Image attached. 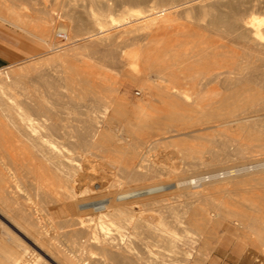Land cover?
Returning <instances> with one entry per match:
<instances>
[{
	"label": "bare ground",
	"instance_id": "bare-ground-1",
	"mask_svg": "<svg viewBox=\"0 0 264 264\" xmlns=\"http://www.w3.org/2000/svg\"><path fill=\"white\" fill-rule=\"evenodd\" d=\"M4 1L0 4V9L2 10V15L0 10V20L7 21L10 19L9 21L11 22L12 20L18 27H25L26 18L20 13V8L17 9L16 5L13 4L14 2L9 0L8 1L12 2V4L6 0L9 5L7 6L5 3L6 1ZM130 1L131 0L128 2ZM132 1L134 4L135 2L147 3V5L150 3L148 7L146 6L147 15L143 12V15L146 16H143L142 20H140L141 24H143L146 29L148 28L149 43L154 46V61L148 69L154 71V75H157L159 80L167 84L165 85L163 83L165 85L164 87L168 86V84L171 85V87L169 86L170 90L167 88L165 89L163 86H158V84L154 85L153 89L160 91L158 96L161 101H167L163 103L166 109L170 112H175L177 115V120H175V122L193 123V121H195V123H198L201 121L200 123L203 124V121L207 118L204 124H209L210 126H208L206 130H213V132L217 134L215 135V139L210 140L204 138L203 147L207 148L205 155L202 151L195 152L196 154H194L197 156L194 155L192 157L193 163L188 162V168L183 171L180 176L173 178L171 183V181H167L168 176L165 177V173L164 175L163 173L161 174L159 160L163 157L156 156L159 160H155V154L151 155L149 153L150 151L142 149L144 144L142 139L136 137V135L128 134V132L140 131L150 123L171 124L172 121L169 119L170 112H165L164 114L163 111L151 106H148V109H144L141 105H133L134 108L130 111L133 115V120L130 118L123 119V117H120V120H114L113 118L96 120L88 117V114L84 111H82L84 114H80L82 112L78 113L81 111L79 110L80 107L78 109V106L75 107V105H71V107H75L76 110H74L75 112L73 114L78 113L79 118L77 116V118L75 117L74 119L66 118L65 120H61V118V121L58 123L55 117L53 119V116H57V114L51 117L53 120L48 119L47 116L49 115L47 109L49 108L44 107L45 104L37 105L36 103V105H34L32 101H27V99L26 101H21L19 99L21 96L23 98L25 97L23 96L24 92H26V89L29 87L25 89L24 86L26 83L29 85V82L34 81L36 84L37 80L48 82V80H44L42 73L41 75L40 73L37 74V79L34 74H32L31 76L35 78L32 80L28 77L31 71V64L28 66L26 64V66L24 64H18L16 66H14L15 64L13 66L9 64L8 66H2L0 67V115L5 118V131L9 134L12 143H14V148L22 151L26 155L25 157H27V159L24 158L26 163L23 167L25 168L22 167L21 169L19 166V172L25 171L26 174L31 175L30 178L28 176L29 181L23 185L24 188L20 192L19 189L16 188L15 183H20L25 175H20L16 169L17 167L14 168L15 166L13 165V167L11 165L15 161L14 158H11L10 155L6 156L9 157L5 159L9 164L6 162L7 164L5 166H0V219L3 220L0 223L2 225V230L7 233V235L11 236V229H14L27 240L32 247L31 249L34 250L33 253L35 252V254L32 253L34 263L31 262V264H160L157 260H152L150 255L144 257V254H141L142 252H138V254L135 252L138 245L139 247L140 245L147 246L149 243L148 241L151 243V240L157 243V245H155L156 250L153 252L156 258H160L165 264H187L189 253L186 247L194 244L201 238L204 239L202 246L207 248L208 241L212 240L217 233L215 231L216 226H219L221 222L225 221L227 218L225 214L226 211H222V209L219 211L212 203L211 199H213V195L221 191L219 187H224V185L227 186L233 183L231 184L232 186L234 183L236 184L240 181L247 182L250 185L248 191H251V193L248 192L250 195L243 200L245 201V203H243V210L239 212L231 211L229 214L235 218L236 224H234V226L238 227V232L240 230V232L243 231L242 238L250 247L258 252L264 253V160L253 161L243 156L244 152L247 153L250 151L254 145L256 146L254 148H257V144L259 143L258 148L264 150V0ZM96 3H100L103 10H111V4L109 5L107 2H103V0H99V2ZM4 10L8 15L4 13ZM74 11H76V9ZM81 14V12L80 14H75L76 17H74V21L76 20V26L72 27L75 28L73 29V35H81L83 37L82 41L88 44L85 48L90 51L89 53L94 56L97 54L102 58L98 60L97 58L94 59V56L92 57L94 59L93 62L97 59L98 65L95 62L97 67L100 64V67L103 68L105 66L103 62H110L116 65L118 59H120L117 53L118 51L115 48H111L113 43L111 44L107 42L108 40L106 41L101 37L104 36L103 34L105 32L103 28L106 27V22L104 21V23L102 22L103 20L100 21L96 19L95 14L92 13H90L89 18L87 17V21H84L85 19H83L84 17ZM5 15L8 16L7 19ZM178 15L185 16V18L189 19L191 18L193 23H196L198 19H202V21L205 20L206 22L204 21L205 23H203L206 25V32L218 41L214 47H211L214 48V56L211 54L212 51H210L212 56H208L210 58H208L209 60H212L211 57L215 59L213 62H216L215 66H217L213 78L210 79L212 76L209 78L211 81L210 83L214 84V88L208 92H203L204 90L195 88L197 89L196 95L193 94L195 97L190 102V99H187L190 97L188 94L189 89L186 88L187 83L199 78L202 72H197L196 70L197 73L195 72V75L193 74L192 76L191 69L187 65L193 62H199L201 59L194 53L190 56L187 55L188 52L186 54L182 53L185 50H181L182 52L180 51L179 54V50H175L176 48L170 47L168 50L164 51L165 45H163L164 32L162 34V31L165 29L166 24L172 23L174 19L178 18ZM195 20L196 22H194ZM85 22L87 23L88 30L85 28ZM196 24H198V22ZM30 27L33 26H29L28 29H30ZM60 28L62 31V27ZM44 30L45 29L41 28L39 36L36 38L46 48H49V51L53 52L54 56L49 57V60L52 61L54 59L57 64H60L61 61L67 63L66 60L71 57L68 53L73 50V47L66 48L67 46L64 47L60 44L59 46L49 38L48 30ZM65 30L63 33H66ZM84 30H87V34L86 32L84 35L80 34ZM51 32L52 31H50V34L52 35ZM185 32L189 33L188 28ZM57 33H55V35ZM165 33L167 34V32ZM178 34L177 32V35ZM56 37H58V35ZM62 37L65 36L63 35ZM99 41L101 43H110L111 45L108 44V46H111L110 49L106 43L105 47V44H100ZM175 44L180 45L174 42L173 45ZM100 46L102 48L104 46L106 49H102ZM146 46L148 45L146 44ZM162 51H164V59L161 60L160 53ZM83 57L86 59L85 55ZM89 58L87 59L89 60ZM203 58L205 59V57ZM179 59H181L182 62ZM88 60H86V62H88ZM169 60L171 62H173L172 60H176V62L180 61L181 63L174 62L171 65H167ZM73 63L74 62L70 64ZM138 63L140 64V62ZM85 64L86 63H84V65ZM93 65L94 63L91 64V67H93ZM66 66L67 67H64V69L75 73V69H77L76 66ZM96 66L93 68L97 69ZM134 66L136 67L138 64H134ZM89 67L90 65H87L86 68L89 70ZM101 68L98 69L101 70ZM90 69L92 70V68ZM93 70L91 72L98 71ZM81 71L77 73L80 74ZM206 71L208 72V70ZM32 72L33 71H31V73ZM68 72L64 71V74H62L64 75L62 78H65L63 80V82L65 81L64 83H68L69 81L66 76ZM44 75H46V73ZM180 76L182 77L180 78ZM131 78L134 79V77ZM131 78L129 77V80ZM77 82L84 85L89 83L86 79H81ZM178 83L185 87L180 88L182 85L177 86ZM32 84L34 85V83ZM53 85L54 84H52V86ZM61 86H63V83ZM102 86L103 85H101V88ZM104 86L102 90L99 87V90L105 92V89L107 87L109 88V86L106 88H104ZM91 88L92 87H90V91L92 92L90 93L94 94V98L98 97V100H100L99 103L96 102L99 108L102 106H99V104H101L100 102H102L101 100H103V98L101 97V99L100 96H97V93L95 95L96 89ZM111 89V92L107 90V93L116 94L117 90L113 87H111ZM114 89L116 91H114ZM93 90L95 92H93ZM192 90L193 89H191V91ZM56 91H53L54 96H57ZM113 91L115 93H113ZM32 92L29 91L30 94ZM53 95L51 94L49 97ZM60 96L62 97L61 94ZM33 97L35 98L34 95ZM105 99H107V97ZM105 99L103 102H105ZM118 100L120 99L118 98ZM203 101H207V103L202 105ZM103 102V106H105V104L107 106L109 103H107V101L105 103ZM116 102L114 101L113 104H116ZM111 104L112 102L110 105ZM101 108L103 109L104 107ZM152 108L155 109L154 112H152L153 110L151 111ZM199 109L200 112L198 113L201 115L199 116L205 117L203 121L199 116V118H197L198 113H195L196 118H193L194 112ZM147 110H149V112H147ZM150 112L151 114L149 115ZM155 113L161 115L159 121H153L151 119L152 114L156 115ZM48 121L49 123L51 121L54 122L55 125L53 123L50 126L49 123H47ZM1 135L0 138L2 139ZM255 141L257 144L252 145ZM150 142L146 143L145 141L146 144ZM166 144L168 143L163 142L161 146ZM153 145L149 144V147H153ZM17 155H19V153ZM188 156L191 157L192 155ZM19 157L16 158L19 159ZM235 157L243 159L242 168L236 167ZM19 160L21 162V159ZM153 160L155 162H152ZM195 160L196 162H194ZM28 165H31V167L33 165V167L29 168ZM34 167L39 170L37 176H33V174H36L35 171V173H33ZM22 184H24L23 181ZM168 184L172 185L173 191H175L171 196H174L177 192L185 196L187 201L195 199L197 205H190L186 208L187 216H184L185 214L183 216L179 215L181 214L182 208L178 210L176 206L174 207L173 205L169 207L171 211V215H169V213L167 214L170 216L169 218L165 217L166 214L165 216L163 215L164 212L162 210V215H159L160 220L166 222L178 233L179 244L170 241L167 246H160L158 245V242H160L159 237L151 236L146 231L147 226L145 227L146 224L143 216L148 211L147 206L150 205H148L149 201L165 200L164 198L169 190H171ZM236 186L234 185L235 188H237ZM257 191L259 192L258 194L256 193ZM28 201L36 202L35 209L38 207L37 211L41 212V214H47L50 217L49 222L56 229L55 235H60V237H63L65 240V249L57 247L56 245L53 246L50 241L44 238L42 224L40 225L38 223L33 212L30 210L31 208L25 205V202ZM166 204H164V206ZM149 208L152 212V208ZM157 209L159 210L160 208ZM160 211L161 210H159V213ZM217 211L218 213H216ZM165 213L167 212L165 211ZM18 228H21V230L24 229L26 236L24 233L22 234L20 232L21 230L19 231ZM230 229V227H227L226 232ZM32 236L35 237V239L30 241L29 238ZM131 237H134L136 241ZM219 238H216V240H219ZM11 239L14 242H19V239L14 236H11ZM3 240L4 239L0 238V264H29L27 260L25 261L23 257L15 251V249L13 250V247H7L10 243L5 244ZM164 240L165 239L162 241ZM93 249L98 253L92 252ZM71 253L72 255H70ZM195 258L193 257V259ZM199 258L196 259V261L199 260ZM206 258L208 257L205 256V259ZM191 262L192 261H190V264ZM196 263L197 262H195V264ZM199 263L200 262L197 264Z\"/></svg>",
	"mask_w": 264,
	"mask_h": 264
},
{
	"label": "rangeland",
	"instance_id": "rangeland-1",
	"mask_svg": "<svg viewBox=\"0 0 264 264\" xmlns=\"http://www.w3.org/2000/svg\"><path fill=\"white\" fill-rule=\"evenodd\" d=\"M3 1L4 0H2V1L0 0V4ZM7 1L5 3L7 6H9L7 4ZM9 1L14 2L13 4L16 5L17 9L20 8L19 9L20 13L26 18L25 19L26 20L25 25L27 27L26 26H25L26 28L24 26L18 27L16 24H14V22H12V20L10 22L9 21L10 19H8L7 21L0 20V67L8 66L9 64L12 66L14 64H15L14 66H16L18 64L19 65H22V64L25 65L26 64L28 66L29 64H31V71H33V72L31 73V71H30V74L28 76L30 79L33 80V78H34L33 76H31L32 74H34V76L36 78L37 74L40 73V75H41V73H42V75L44 76V80H48V82L47 81L44 82L43 80H37V81L35 80L36 84L34 81H32V82H29V85H28V83H26L27 86L26 85L24 86L25 89L28 86L31 88L28 87L29 89L28 88L26 89L27 91L24 92V95H23V96H25L24 98L22 96L19 97V99L21 101H26V99H27V101H32V103H34V105H36V103H37V105L38 104L39 105L45 104L44 107L49 108V109H47V113L49 116L46 115L48 117V119L53 120L55 117V119L58 123L61 120H65L66 118L67 119L68 118L74 119L76 116L78 117L79 116L78 113H80L82 111L86 112L88 114V117H91V118L96 119V120H106L108 118H113L114 120L115 119L120 120L122 117H123V119L124 118L125 119L130 118L133 120V115L130 111L133 110L135 105H137V106L141 105L144 109H148L149 108L148 106H151L155 109H159V110L163 111L164 114H165V112L166 113L170 112L163 105V103H166L167 101H165V100L161 101V99L158 96L160 91L153 89L154 85L158 84V86L164 87L167 84L162 82L161 80H159L158 76L154 75L155 74L154 71H151L148 69L150 67V65L152 64V62L154 61L153 60V58L155 57V56H153L154 46L151 43H149L148 28L146 29V27L143 26V24H141L140 20H142L143 16L147 15L146 6L148 7L150 3L147 5V3L143 4V3H138V2H135V4H134V2L132 0L130 2H128L129 0H103V2H107V4H109V5L111 4V8H110L111 10L106 11L105 9L104 10L102 9L103 7L100 6L101 5L100 3L99 4L96 3V2H99V0H65V1L64 0H56V1L55 0H26V1L25 0H9ZM121 1H123V2H121ZM12 2H9V3L12 4ZM93 3H96V4H93ZM97 5H98V7H97ZM73 7H74V9H73ZM2 9H4V8H2ZM75 9H76V11H74ZM80 12L82 13L81 15H83V17H84L83 19H85L84 21H87V19L90 16V13H92V14H95L96 19H98L100 21L103 20L102 22H104V21L106 22V23L104 22L106 27L103 28V31L105 33L103 34L104 36H101V37H103V39H105L106 41L108 40L107 42H110L111 44L113 43L111 45L110 43L105 42L107 44V46H108V44H110L112 46V47L108 46L109 49L111 47L113 49L115 48L118 51L117 53H118L120 59H118V63L116 64L117 66L115 64H111L110 62H109L110 64L108 62H107L108 63L107 64V63L101 61V62H103V65H105V66L103 67V65H102L103 68H101L100 67L101 65L99 64V66L97 67L95 62L97 63V65H98V62L96 60L97 59L101 60L102 58L100 56H98L97 54L94 56L93 54L91 55V53H89L90 51L87 48H85L88 44H87V42L82 41L83 37L81 35L80 36L73 35V32H74L73 29H75V28H72V27L76 26V22H75L76 20L74 21V19H75L74 17H76L77 14H80ZM143 12L146 15H143ZM4 13L7 14L6 11ZM1 15H2V10H1ZM7 15H5V16H7ZM181 15L180 16L178 15V18L174 19V21H172V23L166 24L165 29L162 31V34L164 32V34H163V38H164L163 39V45H165L164 51L168 50L170 47L176 48L175 50H177V51L179 50V52H178L179 54H180L181 50L182 51L185 50V51H183V52L181 51V52L185 53V54L188 52V54H187L188 56H190L194 53L195 55H197V57H199L201 59V61H199V62H193V63H189L187 65L191 69V75L192 76L196 72V70H197V72L201 71L202 75H204V76L201 75L199 78H197L198 80L194 78L195 79L194 81H192V82L190 81V83L189 82L187 83L186 88L189 89L188 94L190 95V97L187 99L188 100L190 99L189 100V102H190L194 99V97L196 95L195 93L197 92L198 88L201 90H204L203 92L211 91L214 88V84L210 83L211 82L210 79L213 78V75L215 74V69L217 66H215L216 62H213V60H215V59L213 57H211L212 60H209L210 59L209 57L211 54H213V51H214L213 50L214 48H211V47L212 46L214 47L216 45V43H218V41L215 38L208 35L209 33L206 32L207 28H206V25H204V23L206 22L205 20H204L205 21L204 22V21H202V19H200V20L198 19L199 20V21L197 20L198 24H196L197 23L196 20L194 21L196 23H193V20L191 18H190L191 19L190 20L189 18H185V16H181ZM3 16H4V14H3ZM5 18L7 19L8 16ZM72 18H73V20H72ZM136 23H138L140 26ZM84 24L86 25L85 28L88 30L87 23L85 22ZM199 24H201V25H199ZM29 26H33V27H30V29H28ZM59 26L62 27V31L60 30L61 28ZM136 27H138V28H136ZM41 28L45 29L44 31L48 30L49 38H51V40H53V42H55L56 44H58V45L60 44L64 47L67 46L66 48H72L73 47L74 51L72 50L68 53L69 56L72 57V58L69 57L68 58L69 60L67 59L68 61L66 60V62L68 64L61 61L60 62L61 65H60V64H57V62L54 59L52 61L49 60V57L54 56L53 52L49 51V48H46L36 38L37 36H39ZM187 28H188V31L191 35L188 32H185ZM200 28H202L204 30H202ZM25 29H26V31H25ZM63 29L64 30L66 29L65 30L66 33H63L64 32ZM166 29H167V31H166ZM87 30H84L80 34L84 35L85 32L87 34ZM183 30H184V32H183ZM31 31H33V32H31ZM50 31H52L51 32L52 35L50 34ZM165 32H167V34ZM177 32L179 33L178 35H177ZM55 33H57V34L55 35ZM70 34H72V35H70ZM180 34H182V35H180ZM57 35H58V37H59V35H61V36L64 35L65 37H63L61 39V38L56 37ZM70 40H72V41H70ZM100 41H102V40H100ZM100 41H99L100 44H103V45L105 44L104 42L101 43ZM174 42L178 43L180 45H177V44L173 45ZM106 44L104 45L105 47H106ZM146 44L148 46H146ZM104 46H103V48H104ZM175 46H177V47H175ZM181 46H182V48H181ZM104 49H106V48H104ZM164 51H162L160 53L161 54L160 55L161 60L164 59L163 58L164 57ZM210 51H212V53ZM50 53H51V55H50ZM73 53H75L76 55ZM199 53L200 54L202 53V54L200 55ZM84 55L86 56V59H85V57H83ZM89 55H91V56H89ZM93 56H94V59L97 58L95 60V62H93L94 61V59L92 58ZM97 56L100 58H98ZM213 56H214V54H213ZM203 57H205V59ZM79 58H80V60H79ZM87 58H89L90 61ZM86 60H88V62H86ZM179 60H181V59H179ZM75 61H78V62H75ZM136 61L140 62V64ZM172 61L173 62H171L169 60L167 62V65H169V64L171 65L174 62H176V60H172ZM209 61H211V62H209ZM72 62H74L75 64L74 63L70 64ZM81 62L82 63L84 62L87 65H90L89 70H88V68H86L87 65L85 64L86 65L85 66L84 63L82 64ZM120 62H122V63H120ZM178 62L181 63L182 60H181V62L180 61H178ZM178 62H176V63H178ZM205 62H206V64H205ZM92 63H94L93 67L96 66L97 69H94L93 67H91ZM132 63H133V65H132ZM134 64H136V65L138 64V66L140 68L138 66L135 67ZM66 65L76 66L77 69H75V73L64 69V67H67ZM90 68H92V70L94 69V70H98V71L100 70L98 68H101V70L99 72L98 71L91 72L92 70ZM144 68L145 69L147 68L148 70L146 69V71H145ZM143 69H144V71H143ZM76 70H78V71L82 70L80 73L81 75L78 74L79 72ZM206 70H208V72ZM64 71H66V72L69 71L68 74H66L67 79L69 80L68 83L67 82L64 83L65 81L63 82V80L65 79V78L64 79L62 78L64 76V75H62V74H64ZM45 73H46V75H44ZM101 74H102V76H101ZM45 76H48V77H45ZM128 76L130 78L134 77V79L131 78L129 80ZM126 77H128V78H126ZM154 77H157V78H154ZM181 77L182 76H180V78ZM81 79H86L87 81H89V83L84 85V84L77 82L78 80L80 81ZM154 82H156V83H154ZM32 83H34V85ZM62 83H63L64 87L61 86ZM197 83H199V84H197ZM52 84H54L55 86L54 85L52 86ZM104 84H105V86H104ZM160 84H163V85H160ZM58 85H60V86H58ZM101 85H103L104 88L109 86V88L111 89V87H113L118 92L114 89V91H116V94H112L110 92L113 89L110 90L108 87L107 88L109 90L107 88L106 89L110 92L107 93L106 89H105V92H102L101 90H102L103 86L101 88ZM179 85H182V84L178 83L177 86H179ZM169 86L171 87V85L168 84V86H166L164 88L165 89L167 88L168 90H170ZM196 86H198V87H196ZM90 87L96 89L95 90L96 92L94 90H93V92H95V95L97 93V96H100V98L101 97L103 98V100H101L102 102L107 97V99H105V102L106 101H107V103L109 102L108 105H110L111 102H112V104L109 107H107L108 105L106 106V104H105V106H106V108H105V106H103L104 104H102V102H100L101 104H99V106L100 105H102V106H100L99 108H101V107H104V108L99 109L97 107L98 106L97 103H99L100 100H98V97L94 98L95 97L94 94L90 93V92H92V91H90ZM99 87L101 88V90H99ZM181 87L184 88L185 86L182 85V86H180V88ZM195 88H197V89H195ZM191 89H193V90L191 91ZM54 90L55 91L57 90L56 91L57 93L55 92L57 96L53 95ZM29 91L30 92L34 91V92H32L33 94L32 93L30 94ZM114 91H113V93H115ZM28 93H29V95H28ZM50 93L53 95L52 97H49V95L51 96ZM25 94H27V95H25ZM60 94L62 95V97L60 96ZM193 94H195V95H193ZM33 95L35 96V98L33 97ZM58 96H60V97H58ZM64 96H66V97H64ZM119 96L122 98H120ZM157 96H158V98H157ZM32 97L34 98V100ZM118 98L120 100H118ZM29 99H32V100H29ZM114 101L115 102L117 101L116 102L117 105L113 104ZM105 102H103V103H105ZM71 103H74V104H71ZM86 103H89V104H86ZM206 103H207V101H203L202 105L206 104ZM71 105H73V106L75 105V107L78 106L77 107L78 109L80 107L79 110H81V111L77 110L79 112L73 114L76 110H75V107L73 108V106L71 107ZM153 108L151 109V111L153 110L152 112H154V110H155ZM67 109H68V111H67ZM123 110H125V111H123ZM149 110H147V112H149ZM196 111L193 114L194 115L193 118L194 117L196 118L195 113L200 112V109L196 110ZM123 112H124V114H123ZM202 112H204V111H202ZM56 114H57V116H53ZM80 114H84V113L82 112ZM150 114H151V112L149 113V115ZM191 115H192V113H191ZM199 115H200V113L197 114V118H199L201 116V115L200 116ZM52 116H53V119L51 118ZM58 117H60V118H58ZM160 117H161V115H158V114L153 115L152 114L151 119L153 121H159ZM176 117H177V115L175 114V112H170L169 119L172 121L171 124L167 123V125H166V123H160V124L159 123L158 124H151L150 123V124H148V126L146 125V127L142 128L140 131L128 132V134L136 135V137H138V138L142 139V141H144L142 149L150 151L149 153L151 155L155 154L154 155L156 158V159L154 158L155 160H157V159L159 160V158H157L159 156L163 157L159 160L160 161L159 165L161 168V174L163 173V175H164V173H165L164 176L165 177L168 176L167 178L168 179L170 178V179L169 180L167 179V181H169V182L171 181V183L173 181L172 180L173 178L180 176L182 174V172L188 168L189 165H187V164L192 162V157L196 154L195 152H197V151L201 152L202 151V152H204L203 154L205 155V152H207V150H206L207 148L203 147V144L205 141L204 138L214 140L215 135H217L215 132H213V130H206V128H208V126H210V125L204 124V122L206 123V121H207L206 120L207 118H205V117H200L202 121L204 118L206 120V121L205 120L203 121V124L200 123L201 121L198 122L199 124L195 123V121H193V123L192 122L191 123L175 122V120H177ZM54 122H55V120H54ZM54 122L51 121L49 123V121H48L47 123H49V125L51 126ZM57 122H55V123L57 124ZM55 123H54V125H55ZM5 125H6L5 118L0 115V131H1L0 133L2 134V135L0 134L2 137V139L0 138L1 139L0 140V142H1L0 143V146H1L0 147V152H1L0 153V163H1L0 166H5L8 163L7 160H5V159H7L9 157H6V156L10 155L11 158L12 157L14 158L15 161L11 165L12 166L14 165L15 166V167L13 166L14 168L17 167L16 169L18 170V173L20 175H23V174L25 175L24 178H22L20 183H18V184L15 183L16 188L19 189V191L21 192L24 188L23 185H25L26 182H28L29 178L31 177V175L26 174L25 171L19 172L20 171L19 166L21 167V169L23 166H25L26 162L24 161V158L27 159V157H25L26 155L22 151H19L18 149L14 148V143H12V140H10V138H9L10 137L9 134L5 131ZM110 127H114V126H110ZM171 128H172V130H171ZM6 140H8V141H6ZM145 141H146V143L153 141L154 143L153 142L149 143L152 145L154 144L153 147H151V146L149 147V144H146ZM163 142L168 143V144L161 146V143H163ZM244 142H246V141H244ZM254 144H257V142L255 141L252 143V145H254ZM259 144H257V148H254V147H256L254 145V147H252V149L250 151H248V152L246 151L247 153L244 152L243 156L248 158V159H252L253 161H256V160L257 161H260V160L263 161L264 160V150L261 148H258ZM4 146H5V148H4ZM8 146H9V148H8ZM150 148H152V149H150ZM3 150H5V151H3ZM6 151H8V152H6ZM15 152H16V154H15ZM18 153H19V155H17ZM184 154H185V156H184ZM188 155H192V156L190 157ZM195 156H197V155H195ZM16 157H19V159H21V162L22 161L23 162L21 163L20 160L17 159ZM236 157H241V156H236ZM236 157H235L236 167L242 168L243 159L242 158L239 159ZM164 158H165V160H164ZM152 162H155V161L153 160ZM194 162H196V160ZM16 163H17V165H16ZM21 164H22V166H21ZM240 164H242V165H240ZM28 166H29V168L33 167V165H32V167H31V165H28ZM162 166L163 167L165 166V167L163 168ZM23 168H25V167H23ZM36 169L37 168L34 167L33 173L36 172V174H33V176H37V174L39 172V170L37 169L38 170L37 171ZM164 169H167V170H164ZM167 172L169 175L167 174ZM28 176H29V178H28ZM171 176H172V178H171ZM22 181L24 184H22ZM237 183L236 184L234 183L235 186L237 185L236 186L237 188H235L234 185L231 186V184H233V183L228 184L227 186L224 185V187L223 186L219 187V188H221L220 192L215 193L213 195V197H212L213 199H211L212 203L217 207V209H219V211L221 209H222V211L225 210L226 211L225 214H226L227 218L225 221H222L219 226H216L215 231L217 233L215 234V236L212 240L208 241V247L207 248L202 246L204 239H201V238L198 239V241L195 242L194 244L186 247V249L189 253V256L187 257L188 258L187 264H190V261H192L191 264H195V262H197V263L200 262L199 264H264V253H262L260 251L258 252L255 249H253L252 247H250V245L242 238L243 231L240 232L241 230L239 229L240 231L238 232V227L234 226V224H236L235 218L233 216H231V214H229L231 211L239 212V211L243 210V203H245V201H243V200H245L251 193V191H248L250 185L247 182H240L239 181V183L238 184ZM168 185L171 187V190H169L170 189V187H169V189H168L169 192L167 190L168 194L164 198L165 200L164 201L163 200H161V201L154 200V202L149 201L148 205L149 204L150 205L147 206L148 211L143 216V219L145 220V224H146L145 227L147 226L146 228L148 229V230L146 229V231L151 236H158L159 237L160 242H158V245H160V246H167L170 241H173L174 243L179 244L178 233L174 229H172L166 222H163L162 220H160V216L162 215V213L164 212L163 215L165 216V214H166L165 217L169 218L170 217L169 215H171V211L169 210V207H172V205H173L174 207L176 206V209H178V210H180L182 208L181 209L182 211L180 212L181 214H179V215L183 216L185 214L184 216H187L188 214H186V208H188L190 205L191 206L197 205L195 199H193L191 201H189V200L187 201L185 196H183L182 194H179L177 192L175 193L174 196H171L174 194L175 191H173L174 189H173L172 185H170V184H168ZM233 187L235 188V191H234ZM223 189H225V190H223ZM248 192H250V193H248ZM256 193L258 194L259 192L257 191ZM25 203H24L25 205H27L29 208H31L30 210L33 212V215L37 219L38 223L40 225L42 224L41 226L44 229V233H43L44 238L47 239V241H50L53 244V246L56 245L57 247L65 249V240L63 239V237H60V235L59 236L55 235L56 229L50 224V222H49L50 217L47 214H43V213H42L43 214V216H42L41 212L37 211L38 207L35 209L36 202L28 201ZM166 203H168V204H166ZM164 204H166V205L164 206ZM157 205H159V206H157ZM149 207L152 208V212H151V209ZM156 207L160 208L159 210H161L160 211L161 214L159 213V210ZM153 209H156V210H153ZM162 210H163V212H162ZM165 211L167 213H165ZM182 212H184V213H182ZM168 213H169V215H167ZM216 213H218V211ZM1 221H3V220L0 219V222ZM49 225H51V226H49ZM227 227L231 228L228 232H226ZM20 230H21V228L19 229V231ZM22 230L20 232L22 234L24 233V235H25L24 229H22ZM11 234H12L11 236H14L17 239H19V242L12 241L11 236L7 235V233H5L2 230V225L0 223V236H1L0 238L4 239L3 241H5V244L10 243L8 246L7 245L6 246L8 248H9V246H10V248L13 247V250L15 249V251L18 252L23 257V259L25 261L27 260V262L29 264H31V262L34 263L33 254H35V252L33 253L34 250L31 249L32 247L27 242V240H25L22 237V235L14 229H11ZM224 234L227 235V236L226 235L224 236L227 238L220 240ZM131 238L133 240H135L134 237H131ZM216 238L217 239L219 238L220 241L216 240ZM34 239H35V237H33V236L29 238L30 241H32ZM163 239H165V240L162 241ZM148 242L149 243L147 244V246L140 245V247H139V245H138V248H136L135 252L137 254H138V252L139 253L142 252L141 254H144V257H146V256L148 257V255H150L151 257L150 256L149 257L152 258V260L154 259L155 261L157 260L160 264H165L164 262H162V260L160 258H156L154 256L153 252L156 250L155 245H157V243H154V241L152 242V240H151V243H150V241H148ZM200 243H201V245H200ZM150 244L151 245L154 244V245L151 246ZM23 246H25V247H23ZM200 247H203V248H200ZM200 249H201V251H200ZM143 250H144V252H143ZM92 252H94L96 254L98 253L94 249L92 250ZM70 255H72V253ZM195 255H196V258H195ZM204 255L207 256L208 258L205 259ZM192 256L195 259H193ZM197 257L198 258L200 257L199 260H201V261H199V260L196 261V259H198ZM202 260L204 263L202 262Z\"/></svg>",
	"mask_w": 264,
	"mask_h": 264
},
{
	"label": "crops",
	"instance_id": "crops-1",
	"mask_svg": "<svg viewBox=\"0 0 264 264\" xmlns=\"http://www.w3.org/2000/svg\"><path fill=\"white\" fill-rule=\"evenodd\" d=\"M225 235H226V234H224L220 240H222V239H226L227 237H224ZM226 236H227V235H226ZM220 240H219V241H220Z\"/></svg>",
	"mask_w": 264,
	"mask_h": 264
},
{
	"label": "built area",
	"instance_id": "built-area-1",
	"mask_svg": "<svg viewBox=\"0 0 264 264\" xmlns=\"http://www.w3.org/2000/svg\"><path fill=\"white\" fill-rule=\"evenodd\" d=\"M59 38H61V39H62L63 37H62V36H59Z\"/></svg>",
	"mask_w": 264,
	"mask_h": 264
}]
</instances>
